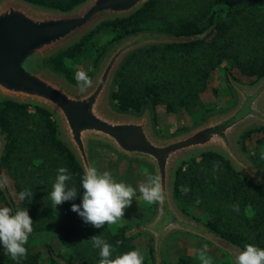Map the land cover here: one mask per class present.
Here are the masks:
<instances>
[{"label": "trees", "instance_id": "16d2710c", "mask_svg": "<svg viewBox=\"0 0 264 264\" xmlns=\"http://www.w3.org/2000/svg\"><path fill=\"white\" fill-rule=\"evenodd\" d=\"M29 1L67 10L83 0ZM154 16L158 19L156 30L159 32L187 35L211 29L198 39L153 43L132 51L114 76L111 101L116 109L141 111L147 106L155 120L158 105L175 111L199 104L211 72L224 60L241 73L254 76V81L264 74V0H148L131 14L103 20L43 62L68 80L77 82L71 60L79 58L91 44L99 41L97 33L111 27L108 41L112 44L125 35L150 30L149 21ZM203 19L205 23L201 22ZM105 50L97 51L94 66ZM225 69L229 72V68ZM0 130L5 138L0 175L12 179L17 195L24 189L32 190V196L23 201L18 196V206L10 194L5 196L0 189V199L8 207L27 209L33 220V231L25 245L27 256L19 264H44L40 261V252L32 249L30 242L40 231L56 233L80 264H98L99 249L90 240L96 235L114 247L113 257L137 249L130 242L133 234L126 233L129 225L113 229L106 224L97 229L71 210L73 204L82 203L84 169L60 137L56 117L50 110L38 104L1 98ZM253 133H260L259 140L264 141L263 125L244 129L238 140L244 153H247L246 140ZM258 157L249 158L264 172V156ZM60 167L69 170L72 175L69 186H75L78 194L74 200L54 206L49 195ZM182 185L190 189L187 194L181 191ZM172 195L175 200L182 198L185 203L205 211L208 219L204 224L239 250L248 243L264 248V183L242 174L219 151L204 149L181 159L173 171ZM232 205H239V211L233 210ZM180 208L186 212L185 206ZM47 247L52 253L51 246ZM66 260L74 264L69 258ZM0 264H17L2 244ZM144 264H156L151 244ZM171 264L204 262L200 257L182 253Z\"/></svg>", "mask_w": 264, "mask_h": 264}, {"label": "water", "instance_id": "95a60500", "mask_svg": "<svg viewBox=\"0 0 264 264\" xmlns=\"http://www.w3.org/2000/svg\"><path fill=\"white\" fill-rule=\"evenodd\" d=\"M148 0H83L63 10L29 0H0V99L38 104L56 117L60 137L84 169L93 165L91 148L105 145L123 157L146 162L161 177L163 203L156 202L152 216L130 226L128 235L143 231L152 238L156 264L162 263V247L176 231L202 237L229 252L239 249L202 221L184 214L172 195V175L178 162L198 151L215 149L242 174L264 183L257 168L239 146L241 132L264 126V74L244 85L227 72L235 102L208 115L195 125L170 135L158 134L152 111H122L113 107L111 90L117 69L139 47L153 43L186 42L208 34H173L140 30L114 41L90 75L92 87L81 92L77 82L51 69L43 60L71 45L103 20L131 14ZM5 144L0 130V156ZM9 195L6 188L2 189ZM60 264L68 261L51 253Z\"/></svg>", "mask_w": 264, "mask_h": 264}, {"label": "clouds", "instance_id": "9594fccd", "mask_svg": "<svg viewBox=\"0 0 264 264\" xmlns=\"http://www.w3.org/2000/svg\"><path fill=\"white\" fill-rule=\"evenodd\" d=\"M74 79L82 93L92 87L93 81L84 71H76ZM145 175L146 180L139 183V196H137V188L125 182H117L111 172H101L94 165L86 166L81 177L82 203L73 204L71 210L78 213L85 223L99 229L106 224L114 225L121 220L125 210L131 206L133 198L149 204L163 203L165 193L161 177L147 173ZM71 180L72 175L67 168L60 167L57 170L56 180L49 195L54 206L62 205L77 197V188L69 186ZM7 185V177L0 175V189L6 188ZM181 191L187 194L190 189L182 185ZM18 196L23 201L32 196V190L24 189ZM231 207L239 211V205ZM32 231L33 220L27 209L14 210L8 206H0V244L17 264L21 258L27 256L25 245ZM90 240L93 242V247L99 249L98 264H144L145 257L138 249L113 257L114 247L101 235L93 236ZM207 251V245H205L201 253L204 264H210V261L204 258V253ZM233 264H264V248L251 243L245 244L243 250L235 256Z\"/></svg>", "mask_w": 264, "mask_h": 264}, {"label": "rangeland", "instance_id": "374dc122", "mask_svg": "<svg viewBox=\"0 0 264 264\" xmlns=\"http://www.w3.org/2000/svg\"><path fill=\"white\" fill-rule=\"evenodd\" d=\"M220 4L226 6L224 2H220ZM157 20V17L154 16L152 17V20L149 21L152 25V27L149 28L150 30L154 31L155 29V31H158L156 30ZM201 22L205 23L206 21L205 19H203ZM110 30L111 27L109 26L102 29L96 35L99 41L95 44H91V47L83 52L79 58L77 57L74 60H71L72 66L76 69V71H84L87 74H89L90 72H94V70L96 69V66H94V58H96L97 56V51L99 52L104 48H106L107 50L111 45L108 41L111 38V34L108 33ZM224 67L229 68V73L235 78L237 82L241 84L249 85L256 81H254V76H249L241 73L237 68L231 67V63L229 61L224 60L211 72L207 87L201 92V101L199 104L190 106L188 108L180 107L175 111L165 109L164 105H158L156 107L155 120H153L155 131L160 135H170L173 133L181 132L205 119L208 115L223 111L230 107L235 102L236 95L227 78V72ZM223 87H225V89H223ZM110 103L112 105V101H110ZM198 110L202 112H197ZM195 114H198V116L193 118L192 116ZM260 135V133H253V135L246 140L245 144L247 146V153L245 154L248 157L257 156V158H259L258 156H264V141L259 140V138L261 137ZM5 177H7L8 179L7 189L9 191V194L15 201L16 205L19 206L18 195L13 186V181L8 175H5ZM175 202L180 210V205L183 207L185 206L186 212H183L181 210L184 214L194 218L197 217L196 219L202 221L203 223L207 221L208 216L206 212L201 210L197 206L185 203L182 198H178L177 200H175ZM0 206H7V204L2 199H0ZM53 234H55V236ZM201 238L202 237H200V239ZM149 240V244L152 245V238L150 237ZM203 240L207 244H213V246H217L204 238ZM58 241L60 240L58 239L56 233L45 231L36 232L30 239L31 248L40 252V261L42 263L60 264L55 258H52L51 252H49L47 247L48 245H50L52 253L60 255L65 259L69 258L74 264H80L76 256L72 253V250L62 243H59ZM164 245L165 242L162 249L164 248ZM219 248L222 250L221 253L213 252L210 248H207L208 251L204 253V258L210 261V264H233L235 256L240 251H242L238 249L234 252H229L222 249L221 247ZM194 249V255L201 258V253L204 247H196ZM163 257L164 254L162 255L163 264H171L170 256L165 255V259H163Z\"/></svg>", "mask_w": 264, "mask_h": 264}, {"label": "crops", "instance_id": "0c3cea01", "mask_svg": "<svg viewBox=\"0 0 264 264\" xmlns=\"http://www.w3.org/2000/svg\"><path fill=\"white\" fill-rule=\"evenodd\" d=\"M225 89V87H223ZM202 112V111H197ZM198 114L192 117H197ZM91 157L93 165L98 168L101 172L109 171L117 182H125L131 186L137 188V196H139L138 186L141 181L146 180V173L151 174L152 170L150 166L141 160L123 157L117 154L111 148L94 144L91 148ZM155 209V203L149 204L146 201L138 200L133 198V202L130 207L125 210L124 217L119 220L116 224L111 225V227L118 228L121 226H132L139 222H144L149 219ZM53 233V232H50ZM140 231L132 235L130 242H132L136 248L144 255L148 257L149 255V239L150 235ZM55 236V234H53ZM61 243L60 241H58ZM212 249L213 252L221 253V249L218 246H213V244H207L203 238L200 239L199 236L179 232L171 233L165 240L164 248L162 249L163 259L166 256H170L171 262L182 253H188L194 255L196 247H204ZM212 247V248H211Z\"/></svg>", "mask_w": 264, "mask_h": 264}]
</instances>
